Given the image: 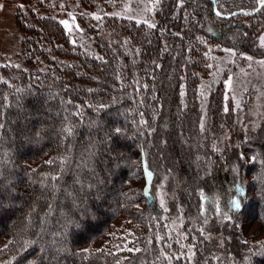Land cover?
Masks as SVG:
<instances>
[{
	"label": "trees",
	"instance_id": "trees-1",
	"mask_svg": "<svg viewBox=\"0 0 264 264\" xmlns=\"http://www.w3.org/2000/svg\"><path fill=\"white\" fill-rule=\"evenodd\" d=\"M18 2L23 67L0 66V240L9 239L0 264H170L91 248L119 216L148 231L163 222L152 186L161 169L186 206L195 250L191 262L172 264H239L228 253L245 247L238 243L242 218L264 222V146L215 147L222 83L209 91L210 121L202 126L206 69L197 35L260 56L255 25L242 18H261L262 0L219 15L218 0H165L156 27L112 22L109 38L97 37L93 50L74 44L41 0ZM239 159L245 164L237 170ZM134 174L145 186L130 188ZM201 193L208 206L224 201L239 224L229 249L193 228L203 221L216 230L211 214L199 218Z\"/></svg>",
	"mask_w": 264,
	"mask_h": 264
},
{
	"label": "rangeland",
	"instance_id": "rangeland-1",
	"mask_svg": "<svg viewBox=\"0 0 264 264\" xmlns=\"http://www.w3.org/2000/svg\"><path fill=\"white\" fill-rule=\"evenodd\" d=\"M17 1L0 0V66L2 67H23L22 35L16 23L17 9L23 4L17 3ZM164 1L41 0L45 11H49L56 20L59 22L69 21L71 32L64 28L74 44L85 45L92 50L95 49L94 43L97 37L109 38V24L112 22L126 20L137 24L143 23L146 26L154 23L156 27L157 14ZM233 1L218 0L216 13H228L241 3L244 7H253L256 0H238V4ZM181 4L180 2L179 5ZM35 8L39 9V6L36 5ZM97 16L100 17L99 20L95 19ZM263 16L253 19L242 18L247 25H255L256 47L260 56L242 53L224 44L215 43L201 34L197 35V41L202 47V57L206 69L201 78L204 83L200 86L199 93L202 126L210 121L206 112L209 91L211 87L222 83V118L220 128L215 135V147L219 150L234 149L248 140H253L260 146H264ZM142 120L145 121V118L142 117ZM240 161L234 163L237 170L245 164V160ZM138 163L139 161H136L135 165ZM160 175L157 177L158 182L156 179L153 185L147 175L145 181L151 184L156 191V197L163 211L161 217L163 222H154L155 225L148 231L147 228L137 225L128 218L119 216L107 232L93 243L92 249L121 253L119 254L120 258L125 260H134L135 258L166 259L170 264L180 257L182 260L190 262L193 260L195 250L191 243L188 244L190 232L186 227L184 217L186 206L171 187V175L165 169L160 170ZM133 177L129 182L130 188L140 189L145 186V181H142L141 176L138 177L137 174H134ZM200 198L199 218L204 220L211 214V218L207 219L214 220L217 232L216 230L209 232L205 229L203 221L200 222L202 225L196 223L193 228L203 241L214 239L219 247L229 249L234 244L231 232L239 230V224L237 225L236 220L234 221L228 213L224 201L221 202L218 197L217 199L213 198L212 205L208 206L204 193H201ZM249 218H242V234L238 240L239 244L245 245L244 249L237 256L229 251L228 255L239 264H253L254 262L264 264V222L251 215ZM8 243V238L1 239L0 249L5 248ZM173 245L177 247H173ZM214 256L217 259L219 255Z\"/></svg>",
	"mask_w": 264,
	"mask_h": 264
},
{
	"label": "snow or ice",
	"instance_id": "snow-or-ice-1",
	"mask_svg": "<svg viewBox=\"0 0 264 264\" xmlns=\"http://www.w3.org/2000/svg\"><path fill=\"white\" fill-rule=\"evenodd\" d=\"M262 5H264V0H262ZM23 7H24V6L21 5V8H23ZM217 14L219 15V13H217ZM95 19L99 20L100 17L97 16V17H95ZM60 23L63 24V26H64L66 29H68L69 32H71V27L69 26V21H68V20H62V21H60ZM77 27H78V26H77ZM148 27H149V28H153V27H155V24H154V23H153V24H148ZM73 43H74V41H73ZM262 43H264V41H262ZM249 59H251V58H249ZM117 131H119V130H117ZM253 160H255V158H253ZM148 177H149V179L151 178V172L148 173ZM53 179H55V177H53ZM236 192L240 193L241 196L244 195V189H243V188H237V189H236ZM232 206H233V208H234L235 210H239V208H240V206H241V201H240L239 199H234V200H232ZM129 250L131 251L132 249H129Z\"/></svg>",
	"mask_w": 264,
	"mask_h": 264
}]
</instances>
